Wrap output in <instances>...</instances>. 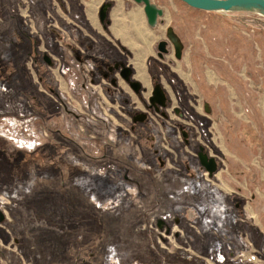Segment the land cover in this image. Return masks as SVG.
<instances>
[{"label": "rangeland", "instance_id": "rangeland-1", "mask_svg": "<svg viewBox=\"0 0 264 264\" xmlns=\"http://www.w3.org/2000/svg\"><path fill=\"white\" fill-rule=\"evenodd\" d=\"M153 2L162 5L165 14L151 30L158 41L169 42V50L174 45L167 29L182 37V49L190 44L203 48L202 39L195 37L199 30L210 48L259 46V63L264 64L263 16L208 12L181 0ZM28 14L26 0H0V56L6 60L0 58V205L6 215L0 223V264H264V228L259 229L246 214L264 227V184L253 178L244 187L234 181L227 186L232 190L227 194L235 195L233 204L246 209L243 224L252 223L250 228L260 234L257 239L246 238L244 226L241 233L219 232L216 225L198 230L190 219L195 216L188 215L195 196L188 187V155L197 159L194 148L188 152L179 132L171 140L164 132L151 138L132 133L128 127L134 121L132 114L123 116L130 125L121 126L130 136L117 138L105 128L94 130L89 120H78L77 114H66L78 104L58 99L47 89L49 81H42L44 51H36L30 38H25L32 29ZM154 46L157 52L156 42ZM240 57L249 56L242 51ZM25 72L51 98L48 104L33 103L35 114L29 115L24 99L14 96L21 90L16 82L26 80ZM41 105L47 107L45 112ZM139 106L150 120L163 122V114ZM166 111L176 117L170 108ZM179 121L188 126L187 117ZM79 126L85 127L84 133ZM126 138L138 140L132 141L130 153L134 160L139 157L145 162L132 166V157L124 159L126 152L117 148ZM212 153L222 163L221 173L226 169L223 156L216 150ZM144 165L155 166L153 176L143 177ZM193 179L215 187L220 183L208 172H198Z\"/></svg>", "mask_w": 264, "mask_h": 264}, {"label": "crops", "instance_id": "crops-1", "mask_svg": "<svg viewBox=\"0 0 264 264\" xmlns=\"http://www.w3.org/2000/svg\"><path fill=\"white\" fill-rule=\"evenodd\" d=\"M26 1L32 25L27 35L36 51L38 48L44 51L41 55L44 66L40 68L46 70L42 81H49L47 89L58 99L78 104L74 111L68 110L66 114H77L78 120H89L94 130L105 128L116 138L125 134L130 136L121 127L124 123L129 124L123 119L124 114L134 117L145 114L142 121L134 120L128 126L136 135L150 137L157 134L159 137L164 132L171 140L179 132L188 152L194 148L197 154L195 160L189 159L188 155V187L190 194L195 195L192 197L194 207L188 215L195 216L190 219L198 230L206 231L216 225L219 232L241 233L244 226L246 238L257 239L260 234L250 225H260L259 229L263 230L262 223L255 222L252 214L246 212L253 222H246L247 226L243 224L246 209L238 202L233 204L236 198L227 194L230 193L227 186L228 182L234 181L244 187L253 183V178L264 184V64L259 63L262 60L260 47L210 48L198 30L195 37L202 39L203 48H194L190 44L189 48L182 49L185 43L177 34L176 39L181 44L180 57L173 47L161 58L153 47L154 42H159L158 35L148 25L144 6L133 0L112 2L106 24L99 18V9L106 3L102 0ZM236 19L241 22L242 18ZM222 40L226 43L225 38ZM242 51L247 52L248 59L240 57ZM45 54L50 57V62H44ZM121 63L130 68V81L140 84L138 92L120 76L121 67L115 68ZM23 76L28 83L19 79L16 83H20L21 90L14 96L24 99L26 115L35 114L32 104H48L51 98L35 86L26 72ZM157 86L165 95V105L158 106L159 112L155 107L159 104L151 102ZM139 104L154 114H163V122L150 120L147 113L138 110ZM40 107L45 112L47 107ZM167 108L173 110L176 117L166 111ZM41 111L38 113L42 114ZM186 117L188 126L179 121ZM34 123L32 125L36 126L37 121ZM78 131L84 133L85 127L79 126ZM127 139L129 142L117 148L124 149L126 160L134 156L130 153L132 141L138 143L137 139ZM113 142L116 144V139ZM215 150L223 156L226 169L221 173L218 170L222 163L212 153ZM201 151L217 161V171L209 174L210 178L220 181L217 187L206 181L197 184L193 179L196 173L207 172L200 163L198 154ZM132 158V166L145 162L139 157ZM159 165L164 166V162L159 161ZM154 167L144 165L143 177L153 176ZM168 185L171 190V184Z\"/></svg>", "mask_w": 264, "mask_h": 264}, {"label": "water", "instance_id": "water-1", "mask_svg": "<svg viewBox=\"0 0 264 264\" xmlns=\"http://www.w3.org/2000/svg\"><path fill=\"white\" fill-rule=\"evenodd\" d=\"M137 4H142L144 6V12L147 17V22L150 27H155L160 18H162L165 14V11L162 7L157 5L153 0H133ZM188 6L204 10L208 12H216V13H254L259 16L264 17V0H181ZM111 7V3H104L99 9V18L102 24H105L107 21L108 10ZM108 22V21H107ZM168 37L170 42L174 45L177 51V57H180L181 44L179 41L172 35V29H168ZM168 41L161 40L157 44L158 55L162 58L164 57L169 49H168ZM44 59L47 62H50V57L46 55ZM121 67L120 76L124 78L127 82H129L130 86L138 92L140 84L135 81H130L131 70L128 67H125L123 63L116 64L115 68L118 69ZM152 103H157L159 105H155L156 109L159 111L158 106L165 105V95L160 87H156L153 93V97L151 98ZM145 118V114H139L134 117L135 121H142ZM201 165L206 169V171L211 175L217 171L218 165L217 161L214 157H208L207 154L202 151L198 154ZM4 216L0 212V222H2Z\"/></svg>", "mask_w": 264, "mask_h": 264}, {"label": "flooded vegetation", "instance_id": "flooded-vegetation-1", "mask_svg": "<svg viewBox=\"0 0 264 264\" xmlns=\"http://www.w3.org/2000/svg\"><path fill=\"white\" fill-rule=\"evenodd\" d=\"M27 16H29V14L27 15ZM106 24V23H105ZM31 40V39H30ZM32 42H30V44H31ZM32 45V44H31ZM167 45H169V42H168V44ZM3 52H5V51H3ZM47 54H45L44 56H43V60H44V62L46 61L45 59H44V57L46 56ZM0 58L3 60V61H5L6 62V60H5V57L4 58H2V56H0ZM37 63V62H36ZM10 64V63H9ZM14 69H15V66H14ZM14 72H15V70H14ZM28 77V76H27ZM159 112V111H158ZM157 112V113H158ZM0 212L2 213V215L4 216V219H3V221L2 222H0V223H3L5 220H6V215H5V213H4V211L2 210V206L0 205Z\"/></svg>", "mask_w": 264, "mask_h": 264}, {"label": "trees", "instance_id": "trees-1", "mask_svg": "<svg viewBox=\"0 0 264 264\" xmlns=\"http://www.w3.org/2000/svg\"><path fill=\"white\" fill-rule=\"evenodd\" d=\"M13 18L17 20V19H18V16H13ZM107 20H108V19H107ZM106 23H107V21H106ZM26 36H27V37H26ZM26 36H25V38H28V39H29V36H28V35H26Z\"/></svg>", "mask_w": 264, "mask_h": 264}, {"label": "built area", "instance_id": "built-area-1", "mask_svg": "<svg viewBox=\"0 0 264 264\" xmlns=\"http://www.w3.org/2000/svg\"><path fill=\"white\" fill-rule=\"evenodd\" d=\"M209 174V173H208Z\"/></svg>", "mask_w": 264, "mask_h": 264}]
</instances>
